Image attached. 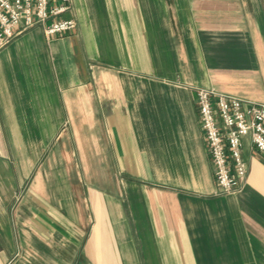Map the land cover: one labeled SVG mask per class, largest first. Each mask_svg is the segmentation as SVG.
Wrapping results in <instances>:
<instances>
[{"label":"crops","instance_id":"0c3cea01","mask_svg":"<svg viewBox=\"0 0 264 264\" xmlns=\"http://www.w3.org/2000/svg\"><path fill=\"white\" fill-rule=\"evenodd\" d=\"M0 48V264H264V155L220 194L196 88L264 103V0H72Z\"/></svg>","mask_w":264,"mask_h":264},{"label":"built area","instance_id":"2783aa9c","mask_svg":"<svg viewBox=\"0 0 264 264\" xmlns=\"http://www.w3.org/2000/svg\"><path fill=\"white\" fill-rule=\"evenodd\" d=\"M71 10L72 0H0V48L35 26H41L47 37L73 32L76 20L61 18ZM195 90L219 192L232 193L248 174L242 155L244 138L250 137L264 155V103L209 88Z\"/></svg>","mask_w":264,"mask_h":264}]
</instances>
